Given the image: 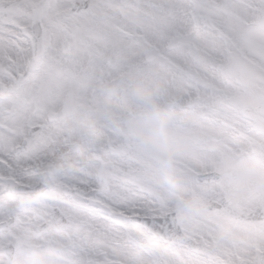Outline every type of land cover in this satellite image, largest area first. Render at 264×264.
I'll return each instance as SVG.
<instances>
[{
  "label": "snow or ice",
  "instance_id": "obj_1",
  "mask_svg": "<svg viewBox=\"0 0 264 264\" xmlns=\"http://www.w3.org/2000/svg\"><path fill=\"white\" fill-rule=\"evenodd\" d=\"M0 264H264V0H0Z\"/></svg>",
  "mask_w": 264,
  "mask_h": 264
}]
</instances>
